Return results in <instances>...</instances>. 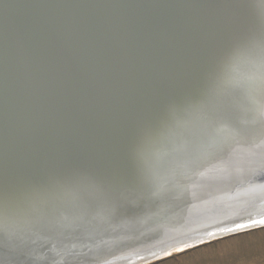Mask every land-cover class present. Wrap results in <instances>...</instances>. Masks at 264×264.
I'll return each mask as SVG.
<instances>
[{"label": "water", "instance_id": "1", "mask_svg": "<svg viewBox=\"0 0 264 264\" xmlns=\"http://www.w3.org/2000/svg\"><path fill=\"white\" fill-rule=\"evenodd\" d=\"M24 1L27 9L38 8L41 30L50 28L46 31H54L53 35L61 30L63 23L50 27L44 22L45 9L50 6ZM160 1L175 0H139L119 12L120 22L115 23L112 36L120 43L111 44L110 36L102 38L105 27L98 31L87 27L94 20H83L87 16L81 15L64 20V24L79 20V28L63 40L65 47L59 44V52L54 53L59 46L55 45L32 54L27 46L35 37L27 32H21V39L16 35L13 27L18 10L8 7L9 0H0L1 147L7 136L22 138L19 153L1 151L0 172L6 178L18 172L39 174L20 179L18 185L0 179V189L22 190L19 199L8 204V214H0V264L12 258L13 264L28 260L27 264H84L86 260L80 257L98 245L113 243L109 252L114 254L121 245L130 246L120 240L123 237L135 238L157 226H161L159 233L173 231L235 206H244L242 212L229 214L235 220L226 218L181 233L167 247L198 246L201 243L196 241H207L205 233L214 228L226 230L215 236L218 238L240 228L264 226V205L254 210L264 202V139L258 138L260 132L264 134V0H207V5L204 1L198 8V15L191 19L175 15V21L162 15ZM135 18L142 26L141 38L135 43L131 39L122 42L118 30L133 26ZM125 20L128 22L120 25ZM92 38L98 47H110L99 59L102 65L94 62L98 58L92 44L80 50ZM119 48L132 53L124 58V69L116 67L124 71L122 78L105 73L103 66L107 54ZM118 59L114 57V61ZM106 75L116 85L127 82L153 93L154 102L133 99L132 93L116 99L119 107L110 99L115 94H106L105 100L99 81ZM160 105L170 114L161 115ZM97 126L109 135L115 133V149L110 145L106 154L118 161L113 166H122L120 170L98 168ZM33 130L41 148L30 165L27 158H33L27 141ZM68 134L76 139L85 134V164L79 172L60 175L58 168L68 172L69 167L40 159L52 161L58 156L55 144ZM106 142L111 144L112 137H106ZM80 154L75 161H80ZM93 160L97 163H91ZM87 163L94 168L88 170ZM22 166L27 168L22 171ZM66 179L73 182L65 191ZM126 189L133 192L122 193ZM214 191L224 192L218 195ZM224 196L228 198L221 200ZM193 198L192 205L179 207ZM219 199L222 204L217 203ZM242 219L253 222L242 223ZM62 228L65 231L58 235ZM154 234L144 240H157L159 235ZM17 239H25L26 246L16 244Z\"/></svg>", "mask_w": 264, "mask_h": 264}, {"label": "bare ground", "instance_id": "2", "mask_svg": "<svg viewBox=\"0 0 264 264\" xmlns=\"http://www.w3.org/2000/svg\"><path fill=\"white\" fill-rule=\"evenodd\" d=\"M11 5L8 4V7H11L12 9L15 8L17 9V16H16V21L13 27V30L16 31V35L19 33V38H22V33L21 32H27L29 33L30 37H35L33 43L31 44V46H27V49L32 53H37L40 54L42 52H44L47 49H51L53 48V46L55 45H59L62 42H64L63 40L66 39L69 36V33L76 31L79 27L77 26L79 23V20L75 21L73 24H64V20L65 19H72V18H80L81 15H83L84 17L87 16L86 18H82L83 20H94V23H87V27H91V28H95L96 31L98 30H102L104 28L100 27V26H104L105 27V35L101 36L102 38H107L108 36L111 37V39L114 40L111 41V44H115V43H120L115 36H112V29L115 28V23L120 22V15L119 12L124 11L125 8H129L132 7L131 4L133 3H137V1L139 0H31V1H36L37 3H42L44 5H48L51 8L45 9V16L46 19H44L45 24L48 23V25L51 26H58L60 24L63 23V27L65 28V32L63 30V27L61 28V30L64 32L62 35L61 30L59 29V32H55L56 35H53V32L50 33L48 31H46L47 29L50 28H46V30H41L40 28V23L39 21L36 19V12L35 10L38 9L36 8V6H31L32 8H26L25 4H24V0H9ZM147 1V0H145ZM207 2V0H175L174 2L172 1H166V2H162L160 1L159 7L160 9L163 11L162 15L168 17L171 21H175V15L184 19H191L194 16L198 15L199 12L197 11L198 8L200 7V5L202 3ZM213 2V1H212ZM171 3H177V5H173ZM208 3V2H207ZM206 3V5H207ZM41 4V5H42ZM134 6V5H133ZM21 11H20V9ZM36 8V9H35ZM11 9V10H12ZM140 13V12H137ZM34 14V15H33ZM81 20V19H80ZM139 19L135 18L134 19V25H130L127 24L125 27H123L122 29L118 30L120 32V40L125 41L127 39H131L133 41V43H135L136 38H141V30H142V26L141 23L138 21ZM128 21L125 20L123 22L120 23V25L126 24ZM114 24V25H113ZM16 26V28H15ZM67 32V33H66ZM87 38H90V33L89 36H86ZM13 40H17V38L13 39ZM84 44V45H83ZM82 45L84 46V48H80V50H85L90 44L93 45V50H94V57L98 58L97 60H94V62H99L100 65H102V62L99 61V59L103 58L104 56H106L105 52L108 50V46H99L98 47V42L92 38L91 41H85ZM35 45L34 47V51L32 50V46ZM107 45V43L105 44ZM62 46H66L64 43H62ZM71 48H73L72 46H70ZM61 49V46L59 45L54 53L57 51L59 52V50ZM5 50V49H4ZM83 50V51H84ZM34 52V53H33ZM132 55V53H126L124 51L123 48H119L118 51L116 49H113V51L108 55L107 60L105 61V63H103V66L105 67V73H113V75L115 73L119 74V77H123L124 71L122 72V69H118L116 68L117 66H121L123 69L126 65V62L124 63V58L129 57L128 55ZM55 54H53L54 56ZM113 57V58H112ZM114 57L115 59H118L116 61H114ZM82 61H84V58H82ZM120 61V64H118ZM126 61V60H125ZM61 65V64H59ZM57 65V66H59ZM65 65V64H64ZM109 79V75H106L104 79L99 81V85L102 86L105 90L102 91L101 95H103V97L106 100L107 95H113L115 94V96H110V99L116 103V105L119 107V103L116 99L124 97V95H126L127 93H132L133 94V99H138L139 100H143L146 102H150L152 100V102H154V98H151L153 93H145L144 91H142L139 88L136 87H131L127 82L125 83H120L119 85H116L113 81L111 80H107ZM115 81V79H113ZM131 80L130 77L127 76V81ZM116 82V81H115ZM70 88V87H69ZM70 89H74V88H70ZM136 90V92H135ZM145 91H147V89H144ZM107 94V95H106ZM130 99H132V97H130ZM132 101V100H131ZM159 112L161 115L166 116L170 113L167 112V109L165 108V106L160 105L159 106ZM172 114V113H171ZM160 115V116H161ZM80 125H83L82 127H84V124L80 123ZM111 129L115 128L114 126H110ZM86 129V128H85ZM95 134L98 138V145L97 148L99 149V151L101 152V159L98 165V168H101L100 170H103V168H105L106 172H109V169H116V170H120V168L118 165L117 166H113L114 164L118 163V161H116L115 159H111L107 157V148L111 145V148L115 145L114 142V135L115 133L113 132L111 135L108 134V132L105 131V128L103 127H95ZM261 135L264 137V134H262V132H260ZM30 136L28 138L27 141V146L28 149H30L32 151V160L27 158V162L31 165L34 161V159L37 158L39 152H40V148H41V140L39 139L38 136H35V130L30 131ZM259 136L258 138L264 139L262 136ZM109 136L112 137V142L111 144H107L106 142V137L109 138ZM65 138V139H64ZM63 139H61L59 144H55L57 149L56 150H60L58 156H55L54 159L52 161L48 160L47 158H41V161L44 162H48L50 164H55L57 166H60L62 168H67L68 172H65V170L58 168L59 170V174L62 175L63 171L64 174H68L70 172H72L73 170H75V172H79L78 169H83V165L85 164L84 161V150H82L84 144H85V134L79 138H73V136L71 134H68L66 136H64ZM6 140L2 142V147L0 144V154L1 151L2 153H19L20 152V145L22 143V138L20 137V135L14 136L12 138H10L9 136H7L5 138ZM111 140V138H110ZM264 141V140H263ZM114 148V147H113ZM115 149V148H114ZM80 161H75L74 158L80 153ZM107 157V159H105ZM91 163H97V160H93L91 161ZM91 163H87L86 165L88 166H84L86 168L91 169L94 168ZM69 164V166H68ZM112 165V167H111ZM27 168V166H22L21 170L24 171ZM122 173V172H121ZM10 174V173H9ZM30 177H39L38 173H35V171H31L29 173ZM29 175L25 174V172H18L16 174H14V176L6 178V174L5 176L1 174L0 172V179L6 180L5 182L7 183V181H9L11 184L13 185H18V181L20 179H25L26 177L29 178ZM244 175H240L239 179L240 181H244L243 177ZM124 180L126 179L125 177H121ZM17 181V182H16ZM63 186H64V190H68V188L70 187V185L72 184V180H64ZM23 183V182H20ZM69 184V185H68ZM69 186V187H67ZM225 187H228V185H224ZM222 187V188H225ZM6 189V188H4ZM4 189H0V214H8L9 209H8V204H13L15 203L20 196V193L22 192L21 188L18 187H11L8 190H4ZM131 191L133 192V190L131 189H126L123 190L122 193H125L127 191ZM240 189H236V192L239 191ZM2 192L6 193V195L2 194ZM214 192H218V195H221L222 192L224 191H214ZM186 197V196H184ZM228 196H224L221 198V200L223 199H227ZM185 200V198H184ZM220 199L217 201L218 204H222V201ZM86 201L90 202L91 200L89 198L86 199ZM195 201V199L193 198V200L189 201V202H183L181 204V206H179L180 208L182 207H186L189 205H192V203ZM262 205H264L263 203H259L258 204V208H254V210L259 209ZM244 207V206H243ZM242 206H235L232 209H227L224 211H220V212H214L211 213V216H202L200 218H197L194 221H191L190 224L183 226L182 228L178 229H174L173 231H167L165 233H163V230L161 231V233L158 232L159 227L161 226H157V227H151L148 230L144 231L141 233V235L135 237V238H127V237H123L122 239H120L121 241H126L131 243L130 246H125V248L122 247V245L119 247L118 251L115 252L114 254H111L109 252V247L111 245H113V243L108 244L106 247H101V245L97 246V250L98 253H95L96 249H93L92 252L86 254V255H82L80 257V260L85 261L84 264H138L141 262H144L146 260L152 259V257H155L156 255H159L161 257L160 258H164L167 257L169 255H165V253H173L174 251L177 252L176 249H183L185 247L183 246H179V245H173L170 247L169 246L174 240L169 241L170 239H173L174 237L180 235L181 233L184 232H189L191 230H196L197 228H202L204 226H208V225H212L209 224L210 222H221L226 220V218L230 217L229 214L232 213H238V212H242L244 209L240 210V208H243ZM251 207V206H248ZM178 210V207L176 209H174L173 211L169 212L171 215H174L176 213V211ZM215 214V215H214ZM213 215V216H212ZM224 217V218H223ZM162 221L158 220L157 223H160ZM156 225V224H155ZM158 225V224H157ZM223 228V227H220ZM245 229V227H242ZM156 229V230H155ZM173 229V228H171ZM215 229V228H214ZM241 230V228L239 229ZM237 230H233L237 231V232H241ZM62 231L64 232L65 229L62 228L61 230L57 231V234L60 235L62 234ZM152 231V232H151ZM154 235H159L156 236L157 240H144V238L146 236L151 237L153 234ZM218 233L214 232V234L212 235V238L207 239L206 242H209L211 240L216 239L217 237H215ZM24 236V235H21ZM18 236V237H21ZM165 241H169L166 244H160L157 245L156 247H152L155 246L156 243H160V242H165ZM205 242V243H206ZM16 244H21L22 246H26V242L25 239H17V241L15 242ZM15 245V247L18 248V246ZM155 244V245H153ZM204 244V243H201ZM200 244V245H201ZM151 249H146L145 251H143L142 249L144 248H150ZM140 250V251H138ZM142 250V251H141ZM180 251V250H179ZM170 254V255H171ZM94 255V256H93ZM76 260V256L74 257ZM95 258H97L95 260ZM79 260V259H78ZM155 260V259H154ZM17 261V260H15ZM13 258L11 260L5 259L3 260L2 264H13ZM30 263V261H26L24 264ZM152 262H147L145 264H149Z\"/></svg>", "mask_w": 264, "mask_h": 264}, {"label": "rangeland", "instance_id": "3", "mask_svg": "<svg viewBox=\"0 0 264 264\" xmlns=\"http://www.w3.org/2000/svg\"><path fill=\"white\" fill-rule=\"evenodd\" d=\"M149 264H264V226L174 251Z\"/></svg>", "mask_w": 264, "mask_h": 264}, {"label": "snow or ice", "instance_id": "4", "mask_svg": "<svg viewBox=\"0 0 264 264\" xmlns=\"http://www.w3.org/2000/svg\"><path fill=\"white\" fill-rule=\"evenodd\" d=\"M228 219H232L235 220L236 217L232 216V217H228ZM242 223H252L253 221H247V220H240ZM236 227H239V225H236ZM226 230L224 228H215L214 230L205 233V236L207 237V239L212 238L213 232H217V233H224ZM206 239H199L198 241H196L197 244L199 243H205ZM186 246H191V245H186ZM177 251L181 250V249H176ZM171 253H165V255H170Z\"/></svg>", "mask_w": 264, "mask_h": 264}]
</instances>
